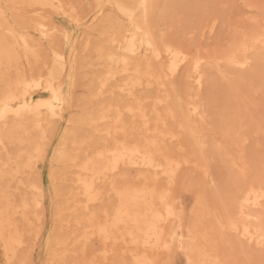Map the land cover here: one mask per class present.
Segmentation results:
<instances>
[{"label": "bare ground", "instance_id": "6f19581e", "mask_svg": "<svg viewBox=\"0 0 264 264\" xmlns=\"http://www.w3.org/2000/svg\"><path fill=\"white\" fill-rule=\"evenodd\" d=\"M12 1L18 2L17 0H12ZM96 1L98 5L101 3H106L109 6L111 5L113 7H116L117 11H119V14H121L122 18L126 21V22L124 21L125 23H119L117 18L114 17L113 20H110L111 21L110 25L105 24L107 26V29L104 30L103 32L104 39L103 41H101L102 45L99 46L98 51L100 58L104 60V62H106L108 68L106 71H104V73L102 72L101 76L97 78L100 79L99 91L101 92L112 81H116L115 85L113 84V86L115 89L118 90L119 93L130 99H134L135 101H138L135 105H131V104L128 106L126 105V110L129 113H131L132 116L140 118L143 124L147 126L151 119L149 120L150 117L148 116L145 106L143 107L142 104L140 103L139 95L138 94L136 95L139 86L141 87V85H143L144 80H146V85H151L152 83L158 82V84L162 85L161 87H164L165 89L167 88L166 90H163L161 95L164 94V91L168 90L166 95L163 96L162 99L160 98L161 101H166L170 97L169 85L171 84L172 79L176 75H178L180 70L183 71L182 70L183 67L188 66L187 67L188 70L185 76L187 83L189 85L185 87L188 90V95L187 97L185 96L186 91L184 90H182V93L185 94L184 95L185 97L181 96L180 94H175L173 98V103H170V105L168 104L169 107L166 113H167V117L169 118L179 119L180 122L179 126L181 129L180 132L192 138L195 144L197 143V145L200 147V150L202 151L201 153L203 154L205 144L206 146L208 145L207 143L212 144L210 142H212L213 139L210 136L212 140L206 143L205 141V137H207L206 133L202 131V133L199 134L201 131L196 130L192 122L194 118L193 120L191 119L192 117L200 118L202 119V124H203L204 122L203 118H205L203 115V109L201 103L202 101L200 102L197 96H199V93L202 91V88L205 87L204 85L208 78L207 71L204 68V63L207 61V60L205 61L206 58L197 57V56L194 59L192 57L190 58V54L188 51L181 49L178 46L176 47L174 45H171L170 44L171 41L168 42L169 44H167L166 42H165L166 44H164L161 41L160 37L156 34L155 31L156 26L154 27V20H153V12L155 10L156 1L158 0H132L130 3H125L121 0H96ZM22 2H26L28 5H36L37 11L44 10L48 7H54L56 10L62 11V13H64L65 16L67 14V10H65L62 0H22ZM168 2L169 1H167V3ZM170 2L172 4V1ZM175 3L176 2H174L172 6L173 5L175 6ZM13 4L16 5L15 3ZM181 5L182 7L183 5L186 6L185 4H180L179 6ZM101 11L102 10H100V13ZM101 15L100 17H102ZM166 15L168 14L166 13ZM160 16H161V12H160ZM168 16H170V14ZM13 19H14V23L8 22L4 12L0 8V78L1 79L2 76L5 75L3 74L4 68L9 69L13 64H15L19 60L22 54L29 58L30 57L35 58L36 50L32 45L33 40L31 38L33 33H37L39 39L45 40L46 42H50V43L53 40H55V38L57 37L55 28L48 27L42 18H38L37 20L25 21V22H22V20H20L19 18L16 19L13 18ZM114 19H116L118 23L115 22ZM98 20L101 21L100 19ZM104 20H106V16ZM96 22L97 21L94 22L93 20V24ZM105 22L107 23V20ZM90 24H88L86 28L90 27L89 26ZM96 25L97 24H94V26ZM98 26L99 25L96 26V30H100ZM213 28H215L214 25L210 27V30L212 31ZM100 32L102 31L100 30ZM242 38H244V36ZM93 43L94 44L91 45H95L96 42ZM97 44L99 45V43ZM54 46L55 47H51L49 49L50 65L48 68H46L45 70L41 69L38 71H34L30 74L16 73L15 77L8 78L6 85L5 86L3 85L4 87L2 86L3 88L0 90V243L3 248L2 254L6 264H11V262L14 259L16 260V257L18 256L17 253L19 252L18 249L20 246L23 247L24 244L25 230H23L21 222L19 224L16 223V221H14V215L20 213L22 220L24 222H27L30 219L29 213L33 211L32 209L37 210L38 208H42L46 200V194L42 183L41 184L35 183L33 185L30 184L28 185V182L24 181L28 185V186L24 185L25 189H27L28 187L30 189L31 197L29 196L30 194H26L29 196V198H25L26 196H24L23 194L22 200L18 204L14 205L10 202L9 199L11 198H9L6 192L5 179H7L6 178L7 176L15 177L16 174L21 175L26 170L27 164L24 161V159L25 157L28 156H24L22 149L18 148L16 152L14 151V156H13V158L15 157L17 160V165L13 169L14 170L13 173L10 172L11 174H9L8 172H6L5 171L6 169L4 170L3 167L14 163L8 152L9 150H7L8 142H10L9 144L12 145L11 142L22 144L24 141H27L29 150L27 146H25L26 148L24 149H26V153H28L27 151L31 150L30 152H32V150H35L36 153L38 151V154L40 156H43V152H40L41 150L38 147L39 145H37L39 143H37L34 140V138L37 137L39 133L44 134L48 131V129L50 130L53 129L57 122H62V121L68 122V124H70L71 127L69 128L70 130L68 131L67 136L65 135L66 139L65 140L63 139L64 141L62 143L60 142V145H62V147H58V148L56 147L57 148L56 159L58 160V163L61 161L63 162L62 163L63 165L65 164L64 169L67 167V170H69L70 173L73 172L74 174V177L72 178L74 183V186L72 188V195H71L72 201L70 200L71 202L70 206L72 205L71 209L74 212L76 211L78 212V210L81 208L83 211L85 210L84 212L85 214H83L82 212L83 215L80 216L77 215L78 217L76 216V220H75L76 229L75 230L72 229L73 232L71 231V234H73V237H70L76 243L77 249H78L77 244H80L79 251H81L80 253L81 256L79 255L77 256V258L72 256V258L75 259L72 260V258L70 257L71 261L68 262L66 258L69 255V254L67 255V253H68V244L70 243V239L66 235L65 237H60L61 235L60 236L58 235L59 237L55 239V241L53 240L54 242H52V245L50 247L49 259H51V261L54 262L55 264H64V263L65 264H157L158 259H160V256L168 255L170 258H173L172 255L175 252L182 253L185 264H229L232 262V261L230 262L231 254L229 249H233V250L236 249L234 247L238 246V244L241 241L242 242L246 241L245 243L252 244L255 247H257L258 250H261L262 252L264 251V183H262L264 181L260 182V180H257L256 178L255 180L253 179V177H251V179L248 181H244L245 183L243 184L242 187H240L237 190L236 195L234 196L232 195V197L229 198L231 211L228 213L230 209L228 211L226 210L227 213L224 215L225 216L224 218H219L218 215L217 219L219 220H217L216 218H214L215 214H212L213 212H211V210H208L207 207L206 209L208 211L204 209L206 212L204 213L203 208H205L206 204H204L205 201L203 203V200L202 202H200V200L199 202L198 201L197 202L200 203L201 205L203 203L204 206H197L198 205L197 203L193 213V219L192 216L191 218L190 216L188 218L186 215V211L182 209L183 207L182 208L179 207V209L181 210L178 209L176 203L174 202L175 200L173 199L174 195H172V191H174L173 183L176 182L175 180L177 178V175L179 171L182 170L180 169L182 163L174 159L173 158L174 156L173 157L169 156L170 153H168L169 155L164 156L166 154L165 153L161 157L159 154L160 152L156 150V148L159 145L158 141L152 140L153 138L146 139L143 142H133L131 140L128 141V140L116 138L115 133L120 131L122 132V130L124 129L123 123H124L125 114L123 115L122 113V111H124L123 109L122 110L118 109L119 104L117 107L114 106V104H112L111 106L103 107L97 111L93 109L95 111L94 113L87 114L84 117H76V115L75 116L71 115L68 119L66 118L68 109L71 106L70 105L71 100L67 96L66 90L62 82L63 78L61 76L66 72V70H68L70 66V57L67 53H65L59 48V45L55 44ZM260 47L264 48V25L258 27L254 32L253 31L250 32V34H248V36H245L243 40L239 41L238 43H235V45L230 51L229 48L228 49L229 52L226 51L227 54H225V56L223 57L224 60L223 65L232 64L233 66L239 65L240 67L246 66L245 68H250L251 66H249V61H250L249 59H251L254 53L253 54L251 53L252 55L251 57L250 55L248 56V53H250V50L251 51L257 50ZM78 50L80 51L78 52L81 54V49L78 48ZM254 56H255L254 60L255 62H257V64L253 61L255 63L254 65L253 62L251 61L252 65H254V67L256 66V68L259 69L261 68L259 66L262 64L261 59L264 55L262 56L261 52H259L256 53V55ZM82 57H84V55ZM46 62L47 61L43 63L46 64ZM155 62L159 64L158 68L153 66V63ZM79 64H83V63H79ZM212 64L214 65L216 63H212ZM217 65L219 66V63H217ZM262 67H264L263 64ZM74 70L79 71V69H74ZM245 70H249V69H245ZM258 71L260 70L253 71V73L255 72V75H252V78L253 76L255 77L258 76L259 73ZM208 72L211 71L208 70ZM248 72L247 74H249L251 71L249 73ZM244 73L242 75L243 77L246 76L245 75L246 73L245 74ZM232 74L233 73H231V75ZM123 76L124 79L123 78L121 79V77ZM262 77L264 76L262 75ZM162 78L163 81L161 80ZM177 84L179 85V83ZM257 85L258 84H256V86ZM189 87L192 89V92H190ZM95 89L97 88L95 87ZM173 89H175V87H173ZM158 90H162V89H158ZM257 90L258 88L256 89V91ZM149 93H152V91ZM233 99L234 98H232V100ZM234 103L235 102L233 101V104ZM95 105L93 106L95 107ZM238 106H240L239 103ZM204 107H206L205 109H208L207 105ZM231 107L229 105L228 108ZM233 110L231 114L234 116ZM228 111H226L227 114L229 113ZM220 113H222V110ZM246 113L244 114L243 110L242 111L239 110L235 113V117L233 119L234 120L233 123L235 125L227 124L225 128L224 123H222L223 127L225 128L224 130L225 135L227 137L232 138V136L235 133H239L238 135L239 143L242 142L243 144L247 139L246 135L243 134V131L245 130L244 128L245 125L243 122L244 119L246 118ZM220 116H224V115H220ZM158 119L160 120L161 118L158 117ZM126 120L127 119H125V122ZM82 124H89L93 126L95 124H107L106 127L97 128L100 126L99 125L95 128L99 129V131L101 129V131L105 133V135L107 136V141H109L110 139L112 140H110L109 142L106 141L105 142L106 144L102 143V145L104 144V146L100 147L99 149H94L93 151L87 153L83 152L82 156L79 155L78 153L75 154L71 153L70 148L72 147H74V149L76 147L78 150H81L82 148L84 149V147H82L84 141L82 140L79 141V139H77V136L79 134V133L77 134V132L78 129H80V125ZM211 124H213V121ZM247 127H249V124H247ZM27 131L29 132V135L27 137H23V135ZM131 133L130 136L132 135ZM167 133H169V131H167ZM128 134L129 133H127V135ZM85 135L81 134V136L83 137H86ZM165 135H167L166 137H168L169 139H173L175 137L174 134H165ZM134 140H135V136H134ZM212 145H213L212 148L214 147L215 149L216 155L220 156L221 158L225 156L224 151L227 150L223 151V148L216 145L215 142ZM225 148H227V146ZM14 149H16L15 146ZM161 151H164V149ZM12 152L13 151H11V154H13ZM240 158H239L240 161H242L241 163L242 166L240 165L242 169H239L240 172L236 168V166H234V164L233 167L235 168L236 172L245 173L244 164L247 161L246 160L244 161V155L240 156ZM16 160H15V164H16ZM222 160L223 159H221V162H223ZM234 162L236 165V161ZM127 168L129 169V171L130 170H136L137 172L142 171L140 173L142 175H140V177H138L137 179L134 177L133 180H129V181L125 180V182L120 180L121 178L120 179L118 178L119 180L116 179V177H118L116 175H118L122 169H124L125 171V169L127 170ZM70 169H73V171ZM200 169L202 170L205 176L207 177L209 176L210 169L208 165L202 163L200 164ZM128 172L126 174H128ZM235 175L238 176L239 174H235ZM180 177L181 176L179 175V178ZM248 177L247 179H249ZM54 179H55V174H52V180L54 181ZM159 179H164L165 182H167L166 184H168V187L167 188L158 187L156 185V182ZM151 181L155 182V184L150 183ZM176 185L174 187H176ZM104 186H105V190L102 188ZM19 188L21 189V184ZM55 188L56 187L54 186V189ZM105 192L107 193L109 192V194H111L112 196L111 197L112 199L110 198L111 199L110 202L105 206L101 207V204L104 202V199L106 200L105 198L106 196H104ZM54 193L55 195L53 194V197L59 196L61 194L60 190H55ZM64 200L65 198L63 199V202L65 203ZM227 201L228 200H226V202ZM54 202L56 204H59L58 200L55 201L54 199ZM225 204L228 205L229 203H225ZM62 207L63 209L60 207V209L57 210L58 213H60L57 216L59 217L60 221H63L62 219H65L64 221H68L67 218H63L64 216L61 218V213H63L62 211L65 210L64 206ZM184 215H186L185 218ZM183 219H185V222L183 221ZM208 219L209 222L211 221L210 224L207 222ZM56 220L57 222L59 221L57 218ZM19 221H21L20 218ZM177 221L178 222L181 221L182 223L184 222L183 226H181L180 224L181 228L175 227ZM212 223L217 224L218 227H220L219 229H222V231L226 232V234L228 235V239H227L228 250L224 251L220 249L216 242L214 243L210 240L208 236V228L210 227L208 225H211ZM213 224L212 226H214ZM69 225H71V222L69 223ZM65 226L68 225L65 224ZM69 227L72 228V225ZM220 241H221V237H220ZM70 244L69 246H71ZM224 247L227 248L226 246H223V248ZM257 248L255 249L257 250ZM250 251L252 252L251 249ZM231 252L233 253L235 251H231ZM253 254L254 251L252 252V255ZM236 260H237V256H236ZM170 262L172 263L173 261ZM160 263L161 262H159V264ZM252 263L254 264L255 262Z\"/></svg>", "mask_w": 264, "mask_h": 264}, {"label": "rangeland", "instance_id": "374dc122", "mask_svg": "<svg viewBox=\"0 0 264 264\" xmlns=\"http://www.w3.org/2000/svg\"><path fill=\"white\" fill-rule=\"evenodd\" d=\"M17 1L18 2H13L12 0H6V1L0 0V8L4 12L5 17H6L8 22L14 23L13 18H15V19L19 18L20 20H22V22L37 20L38 18H42L48 27H54L55 28V32H56L57 37L55 38V40H53L50 43V42H46L45 40L39 39L38 34L33 33L31 38L33 40L32 45L34 46V49L36 50L35 58H32V57L29 58V57H26L25 55L22 54V56L19 58V60L15 64H13L9 69L4 68L3 74H5V75L2 76V79L0 78V90L6 85L8 78L15 77L16 73L30 74L34 71H38L41 69L45 70L46 68H48L50 65V57H49L50 51H49V49L51 47H55L54 46L55 44L59 45V48L62 51H64L65 53H67L70 57V66H69L68 70H66V72L63 74L64 76L63 75L61 76L63 78V79L62 78L61 79L63 82V86L66 90L67 96L71 100L70 101L71 106L68 109L66 118L68 119L71 115H73V116L76 115V117H84L85 115L90 114V113H94L95 111L100 110L103 107H108V106H111L112 104H114V106L117 107L119 104L118 109H120V110L123 109L124 111H122V113H123V115L125 114L124 115V123H123L124 129L122 130V132L120 131V132L115 133L116 138H118V139L120 138V139L128 140V141L131 140L133 142H143L146 139H152L153 138L152 140L158 141L159 145L156 148V150L158 152H160L159 154L161 157L165 153L166 154L164 156L169 155L168 153H170L169 156H171V157L174 156L173 157L174 159H176L177 161H180L182 163V166L180 168L182 170L179 171L177 178L175 180L176 182L178 181L177 185H176V182L173 183L174 191H172V195H174L173 199L175 200L174 202L176 203L178 209H179V207H181V208L183 207L182 209H184L186 211V215L188 218H189V216H190V218L192 216V219H193V213H194V210H195L196 205L199 202V200H200V202H202V200H203V203L205 201L204 204H206V206H205V208H203L204 213H206L205 210L208 209V210H211V212H213L212 214H215L214 218H216V219L218 217L224 218L225 217L224 215L227 213L226 210L228 211L231 207L229 198L232 197V195L233 196L236 195L237 190L240 187H242L243 184L245 183L244 181L250 180L251 177H253V179L256 178L257 180H260V182L264 181V168H263L264 167V165H263L264 164V101H263V99H264V82H263L264 77H262V75L264 76V67H262V64L264 66V62H263L264 61V59H263L264 58V56H263L264 55V48L260 47L257 50H252V51L250 50V53H248V51H247L248 56L250 55V57L252 56L251 53L252 54L254 53L253 56L251 57V59H249L250 60L249 66H251L250 68H245L246 66L240 67L239 65L233 66L232 64H230V65L225 64L226 66L223 65L224 64L223 63L224 62L223 57L225 56V54H227V52H229L233 48L235 43H238L239 41L243 40L245 38V36H248V34H250V32H252V31L254 32L258 27L264 25V0H175V1L174 0H158V1H156L155 10L153 12V20H154V27L156 26V28H155L156 34L160 37L161 41L164 44H166V43L169 44L168 42L171 41L170 42L171 45H174L176 47L178 46L179 48L188 51L190 54V58L192 57L194 59L196 56L197 57H204V58H206L205 61L206 60L208 61V62L206 61L204 63V68L207 71L208 78H207V81L204 85L205 87L202 88V91L199 93V96H197L198 100L200 102L202 101L201 103H202L203 115L205 117V118H203L204 119V122H203L204 125L202 124V119H200V118L192 117L191 120H193V118H194L195 121L193 120L192 122H193L196 130L201 131L199 134H201L202 131L204 133H206V136H207V137H205L206 143L210 142L213 139L212 142H210V143L213 144L215 142L216 145L223 148V151L227 150V151H224L225 156H223L222 158L215 154L216 153L215 149H214V147L212 148L213 145L209 144V143H207L208 144L207 146L205 144L204 152L202 154L201 153L202 151L200 150V147L197 145V143L195 144V142L193 141L192 138H190L186 134L180 132L181 129L179 126V123H180L179 119L167 117V113H166L167 109H168L170 103H173V98H174L175 94H180L181 96H184L186 94L185 95L186 97L188 95V90L185 88L188 85L186 77H185L186 72L188 70V68H187L188 66H185L182 69L183 71L185 70L184 71L185 73L180 70L178 75H176L172 79V82L169 85L170 86L169 87L170 97L166 101H161V99L163 96L166 95L168 90L164 91V94L161 95L163 90H166L167 88L165 89L164 87H161L162 85L158 84V82H155L156 84L152 83L151 85H146V80H144L143 85H141V87L139 86V88L136 92V95L137 94L139 95L140 103L142 104L143 107L145 106V109L147 110L148 116L150 117L149 120L151 119L147 126L143 124V122L140 120V118L132 116V114L126 110V105L127 106L130 104L135 105L138 101H135L134 99H130V98L122 95L121 93H119L118 90L115 89L113 86V84L115 85L116 81H112L101 92L99 91L100 90L99 89V80L100 79H97V78L99 76H101L102 72L104 73V71H106L108 68L106 62H104V60H102L100 58L99 51H98L99 46L102 45L101 41H103V39H104V33L103 32H104V30L107 29L106 25H110V22H111L110 20H113L114 17L117 18L119 23H125L126 22L122 18L121 14H119V11H117L116 7H113L111 5L109 6L106 3H101L98 5L96 0H62L64 7H65V10H67V14L65 16V14L62 13V11H58L54 7H48L44 10L37 11L36 5H28L26 2H22V0H17ZM121 1H123L125 3H130L132 0H121ZM167 1H169V2L167 3ZM170 1H172V4H174V2H176L175 6L174 5L172 6ZM13 3H15L16 5H14ZM177 3L179 5L185 4L186 6L183 5V7H182V5L179 6ZM104 4H105V6H104ZM167 4L168 5L170 4V5L168 6ZM172 7H173V9H172ZM156 9H158V10H156ZM100 10H102L101 13L103 12L102 15L100 13ZM164 10H166L167 12ZM12 11H15V12H12ZM87 11L88 12L90 11V12L88 13ZM160 12H161V16H160ZM166 13L168 15L170 14V16L166 15ZM82 14H83V16H82ZM67 15H70V16H67ZM89 15H90V17H89ZM100 15L102 17H100ZM76 16L78 19L76 18ZM105 16H106L107 23L105 22L106 20H104ZM83 17H84V19H83ZM97 18L100 19L101 21H99ZM108 18H110V19H108ZM93 20H94V22L97 21L94 24L99 25L98 27L102 32H100V30H96L97 25L94 26ZM114 20H115V22L118 23V21H116V19H114ZM88 24H90L89 25L90 27L86 28V26H88ZM212 25H214L215 28H213V30L211 31L210 27ZM254 25H255L256 29H255ZM91 26L93 27V29ZM98 27H97V29H98ZM252 27H253V29H252ZM243 36H244V38H242ZM237 38H238V40H237ZM93 42H96L95 43L96 46L91 45V44H94ZM97 43H99V45ZM78 48L81 49V54L79 53L80 51L78 50ZM228 49H229V51H228ZM259 52H261L263 57L261 56L262 57V59H261L262 64L259 66L261 68L258 67L259 69H257L256 66L254 67L255 63L257 64V62H255V60H254V58H255L254 55H256V53H259ZM83 55H84V57H82ZM205 55H206V57H205ZM212 55H214V56H212ZM34 59L35 60L37 59V60L35 61ZM215 59L218 61H216ZM45 61H47L46 64L43 63ZM76 61H77V63H76ZM251 61L255 62V63L253 62L254 65H252ZM79 63H83V64H79ZM93 63H95V64H93ZM96 63H97V65H96ZM156 63L157 62L153 63V66L158 68L159 64L158 63L156 64ZM212 63H216V64L213 65ZM217 63H219L220 67L217 65ZM75 64H76V67H75ZM86 64H87V66H86ZM79 65H80V67H79ZM215 66L218 68H216ZM249 66H247V67H249ZM242 67H244L245 69H249V70H245ZM207 68L211 72H208ZM222 68H224V69H222ZM74 69H79V71L74 70ZM80 69H81V71H80ZM254 70H256V71L260 70L261 74H260V71H258L259 72L258 76L257 77L253 76V78H252V75H255V72L253 73ZM74 71H75L76 75H75ZM248 71L249 72L251 71V72L249 73ZM247 72L249 74H247ZM225 73H226V75H225ZM228 73H230V74H228ZM231 73H233V74L231 75ZM243 73L246 75L245 77L247 78V81H246V78L242 76ZM259 75L261 76L262 79L260 78ZM224 76H226V77H224ZM122 78L124 79V76L121 77V79ZM161 80L163 81V78ZM176 82L179 83V85ZM73 83H75V84H73ZM76 83H78V84H76ZM92 84H94V85H92ZM256 84H258V85L256 86ZM250 85H252V86H250ZM73 86H75V87H73ZM95 87L97 89H95ZM173 87H175V89H173ZM257 88H258V90L256 91ZM158 89H162V90H158ZM182 90L186 91V93L185 94L182 93ZM148 91L149 92L152 91V93H149ZM153 92H155V93H153ZM190 92H192L191 88H190ZM202 92H204V93H202ZM243 92L245 93V95ZM71 96H73V97H71ZM108 97H109V99H108ZM202 97H203V99H202ZM89 98H91V99H89ZM232 98H234V99L232 100ZM88 100H89V102H88ZM229 100H231V101H229ZM117 101H118V103H117ZM233 101L235 102L234 104H233ZM98 102H100L101 104ZM126 102H128L129 104ZM238 103L240 106H238ZM203 104H206L208 109H205L206 107H204V106H206V105H203ZM216 104H218V105H216ZM228 104L230 105V107L231 106L232 107L228 108L229 107ZM81 105H82V108H81ZM93 105H95V107ZM227 105H228V107H227ZM120 106H123V107H120ZM70 108H71V110H70ZM221 110H222V113H220ZM232 110H233L234 116L231 114ZM239 110H241V111L243 110L244 114L247 112L246 118H248V119L245 118L244 122H243L245 125L244 128L246 130V131L245 130L243 131V134L246 135V137H247L244 144L242 142L239 143V136H238L239 133H235L232 136V138H233L232 139L231 137H227L225 135V132H224L227 124H231V125L234 124L233 119L235 117V113ZM226 111H228L229 113L227 114ZM71 112H72V114H71ZM220 115H224V116H220ZM230 115H231V117H230ZM219 116L222 118H220ZM158 117L161 119L159 120ZM130 118H131V120H130ZM125 119H127L128 122H127V120L125 122ZM224 119H225V121H224ZM212 121H213V124H211ZM254 122H256L257 124ZM166 123H169V124H166ZM200 123L203 126H201ZM222 123H224L225 128L223 127ZM258 123H259V125H258ZM247 124H249V127H247ZM97 126H99V127H97ZM106 126H107V124H95L94 126L89 125V124L80 125V129H78V132H77V134L79 133L80 135L78 134L77 139H79V141L80 140L84 141V144L82 145V147H84V149L82 148L81 150H78L76 147H75V149H74V147H72V148H70L71 153H74V154L78 153L79 155L82 156L83 152H86V153L91 152L94 149H99L100 147L104 146V144H106L105 142L107 141V136L105 135V133L103 131H101V129L99 131V129H97V128H103ZM197 126H198V129H197ZM70 127H71L70 124H68V122H66V121L57 122L53 129H51V130L48 129V131L44 134L39 133L38 136L34 138V140L37 143H39L37 145H39L38 147L41 150L40 152H43V156H40L38 154V151L36 153L35 150H32V152H34V153L30 152L31 150L27 151L28 153H26V149H24V148H26L25 146H27V148L29 150V146L27 145V143H28L27 141H24L22 144L11 142L13 146L11 144H9L10 142H8L7 150H9L8 152L12 158V161H14V163H12L10 165H6L3 167L4 170L6 169L5 170L6 172H8L9 174L13 173V171H14L13 169L17 165V160L15 157L13 158V156H14V151L16 152V150L18 148L22 149L24 156H28V157H25V159H24V161L27 164L26 170L21 175L16 174L15 177L7 176L6 177L7 179H5L6 192H7V195L9 196V198H11V199H9L10 202L14 205L18 204L22 200L23 194H24V196H26L25 198H29V196L31 197L29 187L27 189H25L24 185L28 186L29 184L33 185L35 183H39V184L42 183L44 190H45V194H46V200H45L44 206H42L43 209L42 208H38L37 210L32 209L35 212L31 211L33 213H31V212L29 213L30 219L27 222H24L22 220L20 213H17L14 215V221H16V223H19V224L21 222L22 228H23V230H25V232H24L25 234H24L23 247L22 246L19 247V249H18L19 252L17 253L18 256L16 257V260L14 259L11 262V264H55L54 262L51 261V259H49L50 258V247L52 245V242H54L55 239H57L60 235H61L60 237H65V235H66L70 239L71 244L70 243L69 244L72 247L69 246V244H68L67 255L68 254L69 255L66 258L68 262L71 261L72 256L77 258V256H79L81 253V251H79L80 244H77L78 245V249H77L76 243L70 237H73V234H71L72 229L73 230L76 229V226H75L76 216L77 215L80 216V215L85 214L84 213L85 210L83 211L80 208L81 210L79 209L78 210L79 213H78L77 211L74 212L71 209L72 205L70 206V204H71L70 200L72 201L71 195H72V188L74 186L72 178L74 177V174H73V172L70 173V171L67 170V167L64 169L65 164L63 165L62 164L63 162H61V161H60L61 163L60 162L58 163V160L56 159V156H57L56 149L58 147H62V145H60V142L62 143L66 139V136H67L68 131L70 130L69 129ZM95 127H97V128H95ZM213 127H214V129H213ZM46 128H48V127H46ZM199 129H201V130H199ZM127 130H128V132H127ZM139 130H140V132H139ZM85 131H86V133H85ZM161 131H163V132H161ZM167 131H169V133H167ZM82 132H84L86 135ZM127 133H129V134L127 135ZM130 133L132 134L131 136H130ZM81 134L85 135L86 137L81 136ZM133 134H135V135H133ZM165 134H174L175 137L173 139H169L168 137H166L167 135H165ZM24 135H23V137H27L29 135V132L27 131ZM134 136H135V140H134ZM210 136L212 139L210 138ZM236 136H238V137H236ZM130 138H133V139H130ZM165 139L167 140L168 143L166 142ZM110 140H112V139H110ZM109 141H107V142H109ZM91 142H93V143H91ZM171 142H174V143H171ZM100 143H101V145H100ZM102 143H104V144L102 145ZM14 146L16 149H14ZM226 146H227V148H225ZM31 147H32V145H31ZM162 148L164 149V151H161V150H163ZM168 149H170V150H168ZM11 151H13L12 152L13 154H11ZM199 153H201V154H199ZM245 154H246V156H245ZM200 155H201V157H200ZM242 155H244V161L245 160L247 161L244 164L245 173H238V172H236L235 168L233 167V164H234V166H236V168L238 170L242 169V167H241L242 161H240V159H241L240 156H242ZM225 157L228 160H226ZM14 159L16 160V164H15ZM221 159H223L222 160L223 162H221ZM234 161H236V165H235ZM202 163L209 166L210 174L208 177L205 176L204 173L202 172V170L200 169V164H202ZM69 167H68V169H69ZM56 168H58L59 170ZM51 169H53V170H51ZM70 170L73 171V169H70ZM123 171H124V169H122L121 172L118 175H116V176H118V177H116V179L121 178L120 180H122L123 182H125V180L126 181L133 180L134 177L137 179L138 177H140V175H142V174H140L142 171H138V172L136 170H130L129 171L128 168H127V170L125 169V171H127V172L129 171L128 174H126L127 172H125V171L123 172ZM134 172H135V174H134ZM239 172H240V170H239ZM62 173H64V174H62ZM33 174H34V176H33ZM52 174H55L54 181L52 180ZM235 174H239V175L237 176ZM179 175L181 176L180 178H179ZM247 177L249 179H247ZM159 180H157V182H156V185L158 187H160V188H167L168 187V184H166L167 182H165L164 179H159ZM24 181L28 182V185ZM158 182H160V183H158ZM150 183L155 184V182H152V181ZM262 183H264V182H262ZM20 184H21V189L19 188ZM12 185H13V187H12ZM175 185H176V187H174ZM54 186L56 187L55 189H54ZM66 186H68V187H66ZM22 188L25 190H23ZM102 188L105 190V186ZM175 188H177V189H175ZM55 190H60V193H61L59 195L60 197L59 196L53 197V194L55 195V193H54ZM61 190H62V192H61ZM17 192H18V194H17ZM26 194H30V195L28 196ZM104 196H106L105 197L106 200L104 199V202L102 203L103 205L101 204V207L108 204L110 202V200L112 199L111 198L112 196H111V194H109V192L108 193L105 192ZM55 197H57V198H55ZM64 198H65V200H64L65 203L63 202ZM54 199H55V201L58 200L59 204H56L54 202ZM67 199H69V200H67ZM218 199H220V200H218ZM226 200H228V201L226 202ZM203 203H202V205L200 203H198L197 206H204ZM225 203H229V204L226 205ZM215 205H217V206H215ZM59 206L62 209H63L62 206H64V209H65L64 211H62L63 213H61V218L64 216L63 218H67L68 221H64L65 219H62L63 221H60L59 217L57 216L60 214L57 211L58 209H60ZM222 206H225V207H222ZM227 206H229V207H227ZM206 207H207V209H206ZM179 210H181V209H179ZM230 211H231V209L228 211V213ZM36 212H37V214H36ZM59 212H60V210H59ZM72 212H74V213H72ZM82 212H83V214H82ZM191 213H192V215H191ZM222 213H223V215H222ZM186 215H184V218L186 217ZM73 217H74V219H73ZM19 218L21 219V221H19ZM56 218L60 221V222L58 221L59 223L57 222ZM217 220H219V219H217ZM183 221L185 222V219H183ZM70 222H71L72 228L69 227V226H71V225H69ZM177 222L175 224V227L181 228V226H183L184 222L183 223L181 221L178 223ZM207 222L209 224L211 223V221L209 222V219L207 220ZM62 224H64V225H62ZM65 224L68 226H65ZM180 224H181V226H180ZM212 224L208 225L210 227V228H208V236H209L210 240L214 243L216 242L220 249H222L224 251L228 250V247H227L228 235L226 234V232L222 231V229H219L220 227H218L217 224L214 223L213 224L214 226H212ZM220 237H221V241H220ZM245 242H242V241L240 243L238 242L239 244L237 243L238 246L234 247V248H236L234 250L229 249L230 254H231L230 262L232 261L229 264H236V263H238V264H246V263L247 264H253L252 262H255L254 264H264V251L262 252L261 250H258V248L255 247L254 245L248 244ZM220 244L223 246H226L227 248H225V247L223 248V246H221ZM243 245L244 246L246 245L245 248ZM75 247L77 250L75 249ZM255 248H257V250ZM2 249L3 248H2L1 243H0V262H1V264H6L4 261L3 254H2ZM250 249L252 250V252L254 251L253 255H252V252L250 251ZM244 250H246V251H244ZM231 251H235V252L232 253ZM247 252H249V253H247ZM243 253H245V254H243ZM236 256H237V260H236ZM252 256H253V258H252ZM172 257L173 258H170L168 255H162V256H160V259H158L157 264H159V262H161L160 264H169V263L173 264V262H174V264H185L184 257L182 256L181 252L180 253L175 252L172 255ZM249 258H250V260H249ZM73 259H75V258H72V260ZM170 261H173V262L171 263ZM235 261H238V262H235Z\"/></svg>", "mask_w": 264, "mask_h": 264}]
</instances>
